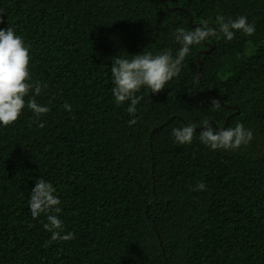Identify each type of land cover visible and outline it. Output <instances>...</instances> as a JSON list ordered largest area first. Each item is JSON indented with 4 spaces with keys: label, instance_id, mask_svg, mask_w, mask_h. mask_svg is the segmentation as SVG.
Returning <instances> with one entry per match:
<instances>
[{
    "label": "trees",
    "instance_id": "16d2710c",
    "mask_svg": "<svg viewBox=\"0 0 264 264\" xmlns=\"http://www.w3.org/2000/svg\"><path fill=\"white\" fill-rule=\"evenodd\" d=\"M218 14L256 31L207 40L159 94L142 88L130 127L113 58L175 53L177 27L215 28ZM7 27L30 48L49 112L25 108L0 128V264H264V0H0ZM205 119L242 122L253 140L231 152L174 143L173 127L199 134ZM39 178L57 190L70 241L30 215Z\"/></svg>",
    "mask_w": 264,
    "mask_h": 264
},
{
    "label": "clouds",
    "instance_id": "9594fccd",
    "mask_svg": "<svg viewBox=\"0 0 264 264\" xmlns=\"http://www.w3.org/2000/svg\"><path fill=\"white\" fill-rule=\"evenodd\" d=\"M214 23L215 28L210 27L207 20H202L191 29L177 27L172 33L179 45L175 53L170 49H162L156 54L144 51L142 54L128 55L130 59L119 55L113 58L110 68L113 101L117 106L128 104L127 112L133 117L128 121L130 127L138 122L134 117L141 101L137 93L142 88L149 90L151 94H159L180 75L186 57L205 41L222 39L230 42L237 33L252 36L256 31L255 24L249 23L246 16L226 19L218 14ZM29 66L30 48L23 38L11 27L0 28V128L17 122L25 108L37 118L49 112V108L39 104L36 99L46 85L32 80ZM212 105L213 110L222 107L216 100L212 101ZM64 107L70 110L69 105L65 104ZM39 126L44 127L42 123ZM197 129L195 124L185 123L173 127L170 136L179 146L191 145L194 139H198L212 151L229 152L246 147L254 136L253 131L245 128L242 122H237L234 127L219 128L205 119L199 127L202 129L199 134ZM192 190L203 192L207 190V186L200 182ZM60 205L61 199L53 184L43 178L37 179L28 198L31 217H46L47 222L43 227L51 234V240L70 241L74 234L66 232L64 228V222L59 216L62 211Z\"/></svg>",
    "mask_w": 264,
    "mask_h": 264
},
{
    "label": "water",
    "instance_id": "95a60500",
    "mask_svg": "<svg viewBox=\"0 0 264 264\" xmlns=\"http://www.w3.org/2000/svg\"><path fill=\"white\" fill-rule=\"evenodd\" d=\"M225 127H226V125H225ZM156 130H154L153 132H155Z\"/></svg>",
    "mask_w": 264,
    "mask_h": 264
}]
</instances>
